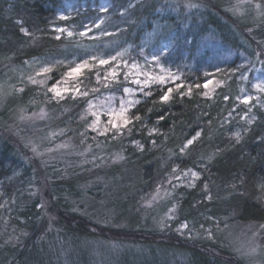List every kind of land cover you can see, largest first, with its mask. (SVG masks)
<instances>
[{"label":"trees","instance_id":"16d2710c","mask_svg":"<svg viewBox=\"0 0 264 264\" xmlns=\"http://www.w3.org/2000/svg\"><path fill=\"white\" fill-rule=\"evenodd\" d=\"M226 2L200 3L201 7L185 15L179 1L174 4L169 0H0V64L8 57L20 65L27 60L60 55L66 62L57 65L52 75L62 74L70 66L69 59L88 57L93 54V46L82 50L56 35L52 26L59 10L74 6L95 15V9L106 5L107 13L117 17L108 41L130 47V54L136 52L135 56L144 48L145 57L157 56L163 64L183 72L181 88L157 80L137 95L134 101L139 103L129 115L140 119L129 125L131 131L92 132L106 152L124 153V166L102 172L105 180L113 178V183L119 184L114 190L111 185H106L109 188L105 192L95 184L86 185L90 176L86 171L61 177L53 174L52 192L56 195L55 205L60 208L54 225L63 230L50 237L63 242L61 248L71 242L76 261L69 255L65 262L56 248L60 245L40 247L44 220L41 221L39 198H31L20 190V178L11 177L17 163L9 158L7 147L0 148V264H92L81 253L88 249L86 242L97 237L133 239L150 249V256L126 255L119 264H170L169 255L177 259L179 253L187 254L184 264H246L244 259L232 256L230 243L224 237L233 222H264V93L258 98L250 94L248 104L240 99L241 90L249 85L244 77L246 59H252L259 50L264 74V18L240 25L234 15L221 11ZM262 4L264 7V0ZM155 25L162 28L161 32L145 42L143 32L151 31ZM249 25L253 28L245 31ZM240 26L244 32H240ZM21 28L25 31L21 32ZM216 73L220 82L213 92H208L203 84L208 75ZM98 81L91 69L84 78L88 97L49 102L55 108H71L60 121L71 134H80L84 127L79 114L86 101L102 87ZM242 84H246L245 88ZM127 85L129 82L120 74L110 83L117 93ZM169 87L173 89L170 99L163 102L160 96ZM27 95L24 91L18 101H26ZM160 116L164 119L160 120ZM237 131L241 133L239 141L232 135ZM197 132L201 135L181 154L180 148ZM92 137L88 142H94ZM176 170L199 173L198 186L182 196L180 216L210 225L214 241L193 236L182 239L172 230L166 231L169 234L164 237L161 231L146 228L149 219L142 224V216L133 211L158 180ZM21 177L25 179L24 174ZM9 203L4 208L3 204ZM206 214L210 219L203 220ZM103 219L106 225L98 223ZM124 219L127 225L122 226L119 221ZM38 223L41 226L36 228ZM216 229L224 232L217 233ZM21 231L26 233L22 241L13 242Z\"/></svg>","mask_w":264,"mask_h":264},{"label":"rangeland","instance_id":"374dc122","mask_svg":"<svg viewBox=\"0 0 264 264\" xmlns=\"http://www.w3.org/2000/svg\"><path fill=\"white\" fill-rule=\"evenodd\" d=\"M176 1L180 2L179 5L184 9L185 15L193 9L201 7L200 3L210 2V0H169V2L174 4H176ZM262 2L263 0H227L225 7L221 11L225 10L231 13L239 19L240 25L245 26L255 22V20L264 18ZM237 4L240 7L234 14L231 9L236 7ZM257 5L260 7L257 8ZM101 8L108 9L104 5L94 10L95 15H88L86 14V10H79L77 7L68 6L59 10L52 26L58 37L63 36L70 43H73L74 47L85 50L93 46V50L90 52L93 54L89 53L90 55H87L88 57L84 59L76 56L71 58V60L69 59V62L67 61L70 65L69 67H74L77 63L88 60L92 56H95L98 61L99 59H108L111 56H115L118 52L124 53L122 57L118 58V67L115 62L110 65L100 66L96 62L89 60L90 64L96 65L91 69H94L96 78L97 76L100 77L99 81L100 84L102 83V87L86 101L84 109L79 114L80 119L84 123V127L80 129V134H71L60 124L63 116L71 108L68 106L55 108L57 106L52 107L49 105V102H59L67 97L71 99L85 97L74 95L73 93L76 89H79L81 92H88L84 78L89 70H84L83 75L77 79L61 82L59 85L61 89L70 88L73 92L65 93L63 98L60 99L54 98V94L49 92L48 89L52 84L61 81V78L69 68L62 74L57 73L52 75V72H50L47 75H37V73L40 72L41 67L46 65H50L54 69L57 65H61L62 62H66L64 56L36 58L24 61L20 65H15L9 57L1 60L3 62L0 64V148L7 147L9 149V158L11 156L14 162L17 163L15 167L13 166L15 170H13L14 173L11 177L20 178L18 186L21 187L20 190L26 192L31 198H39L41 221L44 220V228H42L39 236L40 240L41 238L43 240L40 243V247L43 244L49 245V243H53V245H60L63 243L50 237L53 234H60L63 230L62 227L54 225L60 208L55 205L56 195L52 192L53 174L61 177L66 174L71 175L76 171H86L90 176L88 181L83 179L84 184L87 182L86 185H91L92 187L95 184L101 187L98 188L99 191L104 192L106 188H109L106 185H111V189L114 190L116 186L113 183L114 179L109 178L105 180L102 172L106 169H112L116 165L124 166V164L121 165L124 161V153L121 151L106 152L103 149L104 145L102 142L99 141L97 143L92 132L94 134L100 132L111 134L115 129L107 132L104 131L109 119L107 111L118 110L121 100L125 103L129 100L134 101L137 95L142 93L151 81H159V77L164 76L166 83L163 84H176L177 86L182 80V69L180 71L176 66L163 64L160 60L153 61L152 56H148L149 58L145 57L144 48L143 55L140 54V50L139 55L135 56L136 52L133 55L130 54L132 53L130 47L112 43L111 41L113 40L108 41V36L113 33L112 27L116 24L117 17L113 16L112 13H107V11L101 12ZM98 21H102L99 28L94 26ZM186 21L188 22V19ZM250 28L253 27L249 25V28L245 29V31H250ZM161 30V27L157 28L155 25L151 31L143 32L145 36L144 41L149 42L153 40ZM241 30L240 26V32ZM82 31H87V35H80ZM69 32L72 33L71 36L68 35ZM242 32L244 31L242 30ZM260 53V50L256 51L252 59H246L247 62L245 63L248 65L244 77L248 80L249 85H247L248 89L241 90V100L245 96H250V94L255 98L263 94L253 87L257 83H264ZM77 54H79V51ZM139 56L141 57L137 58ZM125 62L128 65L127 67L124 66ZM113 67H117L118 74L116 78H112L109 75ZM126 73L128 74L127 78L125 77ZM249 73L252 74L250 75ZM119 74L129 82V85L124 87L131 90L129 93H125L124 89L121 93H117L116 90L110 87V83L118 79ZM170 75L174 76L175 80L167 79ZM29 77L36 79L38 82L32 83ZM152 77L156 79L153 80L151 79ZM137 79L142 83H135ZM39 81H43V83ZM144 81H147V83H143ZM219 82V74L216 73L215 75H208L203 85L207 84V91L213 92ZM245 85L242 84L244 88ZM24 91L28 92V99L20 103L19 99ZM44 100L45 102H43ZM89 102H91L92 107H89ZM93 112L97 113V115H92ZM42 113L43 115H41ZM97 118L99 119V131H93L89 125L94 120H97ZM91 137L94 142H88V139ZM117 154L122 156L123 159H114ZM190 171L193 170L183 172L176 170L172 175H167L164 180H158L159 182L137 202L133 211L142 216L140 220L142 224L149 219L146 228L161 231L160 235L164 237H166L165 234H169L166 231L172 230L182 239L183 236L187 238L193 236V238L201 237V239L214 241L210 225L199 224L197 220L191 222L181 219L179 203L183 194L198 186L197 180L193 182L190 174L185 177L184 174L186 172L190 173ZM23 174L25 176L24 180L21 177ZM177 177L180 179H177ZM22 183L23 185H21ZM203 189L206 190L207 186H203ZM153 196H157L158 198L153 200ZM10 205V203L3 204L4 208ZM11 210H8V212ZM127 218H129V215ZM202 219L206 220L210 218L206 214L202 216ZM103 220L105 221H98V223L106 225V219ZM119 222L122 226L127 225L125 219ZM39 224L36 225V228L41 226ZM110 224L119 226L114 221H110ZM183 225H187V227H182ZM262 226H264V222H249L247 224L233 222L231 227H228V230L225 231L227 235L224 237L230 243L231 248H229V251L233 253L232 256L244 259L246 264H264V227ZM216 230L217 233L218 231L224 232L223 230ZM199 232H202V234ZM19 233L18 237H13V242L22 241L23 236L26 235L25 231ZM105 238L107 239L97 237L86 242L88 249L85 250V254L83 252L81 254L92 260V264H119L123 257L126 255L132 256L131 254L150 256V249L142 245L143 242L141 241H136V243L133 239ZM221 242L220 245H222ZM61 247L60 245L56 248L65 262H68L69 255L70 259H73L72 261L78 259L72 256L75 251L71 242L67 244L66 248ZM169 256L170 264H175L177 260V263L184 264L183 262L186 260L187 254L179 253L176 255L177 259H173L172 255Z\"/></svg>","mask_w":264,"mask_h":264},{"label":"snow or ice","instance_id":"6c2138e0","mask_svg":"<svg viewBox=\"0 0 264 264\" xmlns=\"http://www.w3.org/2000/svg\"><path fill=\"white\" fill-rule=\"evenodd\" d=\"M240 5L237 4L236 7H234L233 9H231L234 14L236 13V11L239 9ZM260 6L257 5V8H259ZM101 12H105L107 11L104 8L100 9ZM102 23V21H98L94 26L99 28L100 24ZM25 29L21 28V32H24ZM58 31H63V30H58ZM69 36L72 35L71 32L68 33ZM80 35H87V31H82L80 33ZM166 51V49H165ZM141 55H143V49H141ZM163 54V53H162ZM124 55L123 52H118L115 56H111L108 59H99L97 61V58L95 56L89 57L88 60H83L79 63H77L74 67H69L68 71L64 74V76L61 78V81H57V83L52 84V86L48 89L49 92L54 94V98H60L62 99L65 93H69V92H73L72 89L70 88H63L61 89V87H59V85L61 84V82L69 80V79H77L80 76L83 75L84 70H91L92 67H95V64H90L89 60L96 62V64L100 65V66H104V65H110L113 62H115L117 64V67L119 66V61L118 58L122 57ZM158 57L157 56H152V60L153 61H158ZM125 67H127V63L125 62L124 64ZM117 67H113L109 73V75L112 78H116L117 77ZM133 67H135V65H133ZM53 68L50 65H46L44 67L40 68V72L37 73V75H47L48 73L52 72ZM127 73L125 74V77L127 78ZM107 78V77H105ZM29 79L31 80L32 83H37L38 81L36 79H33L32 77H29ZM97 79L99 80L100 77L97 76ZM151 79L155 80V77H152ZM167 79H171V80H175V77L170 75ZM159 81L160 83H166V78L164 76H160L159 77ZM41 83H43V81H39ZM135 83L140 84L142 83L139 79H137L135 81ZM143 83H147V81H144ZM209 83H211V81H209ZM207 84L204 85L205 88H207ZM198 87V86H197ZM253 87L261 92L264 93V83H257L255 85H253ZM177 88H181V85L177 84ZM93 91H96L95 89H93ZM131 90L129 88H124V92L125 93H129ZM173 89L171 87L168 88V90L166 92H164L163 95L160 96V100L163 102H167L170 99V95L172 93ZM189 94L191 93V88L188 89ZM74 95H79V96H87L88 92H81L79 89H76L75 92L73 93ZM181 95H183V91L180 92ZM145 95H150V93H145ZM225 99H228L227 97H225ZM252 99L251 96H245L242 98V102L244 104H248L249 101ZM139 103V101H132L129 100L127 101V103H125L123 100H121L120 102V107L118 110H111V111H107V115L109 117L108 122H107V126L105 127L104 131H112L113 129L116 130L117 133L122 132V130L127 129L128 131H131V129L129 128V125L132 124L133 120H139L140 117L139 116H135L132 117L129 115L130 109L136 104ZM109 106H110V102H109ZM89 107H92L91 102H89ZM250 111V109H249ZM43 115V113L41 114ZM92 115H97V113L93 112ZM247 115V113L245 114ZM160 120H163L164 117L160 116L159 117ZM252 119H254V117H252ZM252 119L248 120V123L252 122ZM99 125V119L97 118V120H94L92 122L91 125H89V127L92 128L93 131H99L98 128ZM152 131H156V129H152ZM103 134V133H101ZM201 135L200 132H197L195 136H193L191 139H188L186 141V143L180 148V152L181 154H183L185 152V149H187L190 145H193L194 141L197 139V137H199ZM232 135L235 137V139L237 141H239L241 139V133L239 131L237 132H233ZM133 143H137L135 141H133ZM114 159H123L122 156H119L117 154V156L114 157ZM191 175L193 182L197 179H199V173L197 171H190L186 172L184 175L185 177H187L188 175ZM177 179H180L179 177H177ZM157 196H153V200L157 199ZM182 227H187V225H183ZM264 227V226H262Z\"/></svg>","mask_w":264,"mask_h":264}]
</instances>
